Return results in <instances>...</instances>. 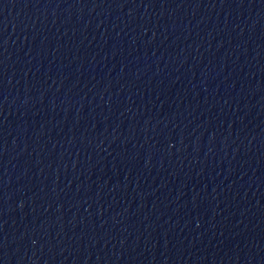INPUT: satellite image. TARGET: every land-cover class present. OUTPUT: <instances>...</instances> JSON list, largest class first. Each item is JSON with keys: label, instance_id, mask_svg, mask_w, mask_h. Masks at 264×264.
<instances>
[{"label": "water", "instance_id": "obj_1", "mask_svg": "<svg viewBox=\"0 0 264 264\" xmlns=\"http://www.w3.org/2000/svg\"><path fill=\"white\" fill-rule=\"evenodd\" d=\"M0 264H264V0H0Z\"/></svg>", "mask_w": 264, "mask_h": 264}]
</instances>
